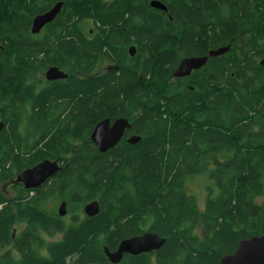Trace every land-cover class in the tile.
Wrapping results in <instances>:
<instances>
[{"label": "trees", "instance_id": "16d2710c", "mask_svg": "<svg viewBox=\"0 0 264 264\" xmlns=\"http://www.w3.org/2000/svg\"><path fill=\"white\" fill-rule=\"evenodd\" d=\"M35 1L0 0V46H5L0 49V96L3 95L7 104L23 102L31 95L29 91L23 96L19 89L16 95L10 96L20 71L12 68L10 56L4 51L12 48L14 42L10 36L16 33L20 47L18 61L40 58L24 37L28 14L35 8ZM136 1L122 0L105 19L116 24L136 17L147 19L150 51L167 44L176 45L180 31L186 50L193 51L194 45L206 47L204 39L208 30L202 25L201 31L192 27L189 21L192 8L186 1H179L176 7L182 5L183 8L176 9L175 14L173 7L175 23H169L165 16L157 23L142 6H135ZM195 1L202 7L203 14L211 12L219 18L216 24L222 35L217 36L213 29L210 45L223 40L239 46L245 43L244 39L253 38L251 48L258 47L257 36L264 37V0H222L230 7L227 20H221L213 0ZM92 11L103 16L99 0L74 4L70 20L91 15ZM256 21H260L259 28L254 24ZM136 27L131 25L132 30ZM72 30L69 29L70 39L66 42L68 54L83 52L81 56L93 59L96 55L91 49H79ZM243 45L248 48L247 43ZM229 53L223 61L224 68L220 70L224 58L215 59L211 77L205 76L202 80L203 92L209 91L210 84L215 87L212 95L204 97L200 95L202 92H185L181 97L174 95L161 100L159 95L164 86L146 88L137 74L127 70H122L120 76L113 73L110 77L76 83L65 91H54L52 94L56 97L59 94L69 97L72 90L80 106L84 104V113L74 119L78 120L74 126L63 132L64 120L48 124L47 133L61 130L43 145L45 136L35 141L36 152L32 155L37 161L55 160L70 151L72 156L66 158L57 178L51 183L52 179H48L35 189L29 201H23L28 192L11 198L0 193V251L9 248L0 255V264H114L104 247L113 251L122 240L146 231L158 233L167 242L153 253L126 254L117 264H220L224 256L235 252L241 240L261 235L264 200H258L264 198V66L255 64L254 59L264 55H242L241 60V55H236L235 51ZM165 59L170 62L166 63ZM173 60L174 55H160L159 64L150 63L149 68L163 78L167 74L165 65ZM223 79L227 80L226 89L221 88ZM140 91L150 97L142 106L137 95ZM51 99L50 93L34 99L35 107L43 116L41 104ZM71 99L69 97L70 105ZM196 103L199 108L195 109ZM140 110L143 114L133 118ZM106 117L113 121L118 117L132 121L133 128L142 136L141 142L128 145L122 140L115 149L101 153L91 133L93 126ZM83 130L86 136L81 140L63 139L66 134ZM10 131L15 136L11 138L10 159L18 161L24 157L19 156L21 142L16 124L11 125ZM215 147H225L227 153H204ZM1 158L0 155V162ZM210 160L222 163L216 170H209L206 167ZM12 177L11 171L4 177L0 174V186ZM197 178L214 184L204 203L187 192V182ZM63 200L69 201L68 215H72L69 223L57 212ZM92 200L100 202L101 210L98 215L89 217L83 208ZM21 224L25 227L14 235Z\"/></svg>", "mask_w": 264, "mask_h": 264}, {"label": "flooded vegetation", "instance_id": "af4514ba", "mask_svg": "<svg viewBox=\"0 0 264 264\" xmlns=\"http://www.w3.org/2000/svg\"><path fill=\"white\" fill-rule=\"evenodd\" d=\"M84 1L86 0H36L35 8L28 14L27 35L24 37L30 41V48L33 49L34 54H40V58L33 59L29 62L26 60L18 61L20 47L18 35L16 33L10 36L14 42L12 48H7L4 51V53L10 56L12 68L20 71L19 79L12 87L10 96L16 95L19 89L23 96L31 91V95L23 102L13 101V103L7 104L3 99V95L0 96V121L4 124L0 134V155L2 156L0 174L4 177L9 171L13 172V177L6 182L3 181L0 187L5 193L13 194L14 197L18 196L21 192H28V197L23 201H29L32 196H34L35 189H27L24 184L16 182L18 176L25 170L33 168L44 160H50L42 159L37 161L38 159H35L36 156L32 155L36 152V149L33 148L35 141L43 140L42 138L45 136V141L41 143V145H43L50 140L55 132L61 130V128L54 129L52 133H47L46 126H48V124H58L60 120H64L63 132L64 129H69L74 126V124L78 122V120L74 119H78V117L84 113V104L80 106L79 100L75 98L76 96L72 90H69V97L72 98L71 105L69 97L62 94L56 97V95L52 94L54 91L58 89L65 91V89L74 87L76 83H84V81H88L92 78L102 79L110 77L113 73H117V75L120 76L122 70H127L133 74H137L138 80L144 82L146 88L156 87L158 89L164 86L165 89L161 91L163 92L162 95H159L161 100L174 95H179L181 97L185 92H202L200 95L204 97L205 94L212 95L213 88H215L210 84L208 86L209 91L206 90L203 92L205 86L204 82L202 83L205 76L211 77L210 72L215 59L224 58L221 62V70L225 66V62L223 61L228 58L227 55H230V50L235 51L236 55H241L239 57H242V55H264V37L261 38L260 34L257 36L258 47L254 49L251 48L250 45V41H252L253 38L244 39L243 42L245 43L241 42L239 46L232 42L224 43L223 40L215 42L216 45H210V35L213 29L216 31L217 36L222 35L220 26L216 24L219 18L214 16L211 12L203 14L202 7H199L198 2L195 0H184L189 3L188 7L192 8L189 21L192 27H195L198 31H201L200 25H202L203 29L206 28L208 32L204 39V41H207L206 47L205 45L203 47L194 45L193 51L186 50L187 47L183 44L182 31L178 34L179 38L176 45L167 44L158 48L157 50L159 51H150L147 46L150 41V38L147 37V30L149 29L147 25L150 23L147 19L136 17L134 20H125L118 24L112 20L105 19V16H109L114 12V6L122 0H99L103 6V16H97L92 11L91 15L77 18L76 20H70V14L72 13L74 4L80 5ZM179 1L182 0H137L135 6H142L147 13L154 16L157 23H159L164 16L169 23H175L173 7L175 8L174 14L176 13V9L180 8L181 10L183 8L182 5L176 7ZM213 1L216 4L215 6H217L216 10L219 9L221 20H227V18L230 17L229 5L222 2V0ZM57 5H60V11L56 14L54 19L45 24L38 33H34L32 31V26L35 18L49 13ZM163 7L166 9H163ZM197 8L198 12L202 13V16H200L198 12L196 13ZM129 17L130 15L127 13L126 19ZM132 24L137 26L133 30L131 29ZM139 24L141 25L140 28L138 27ZM254 24L258 28L261 26L260 21H256ZM70 28L73 29V39L75 38L79 41V49L82 51L91 49L92 54L96 55L93 59L90 60L88 57L81 56L84 55L83 52L81 55L68 54V44L66 42L70 39V37H68ZM152 32H156L155 26L152 27ZM7 41L4 42L6 46L8 45ZM85 42L90 44L85 45ZM246 43L248 48H244L243 44ZM4 47L5 46H0V49L3 50ZM226 47H229L227 52L217 54L220 56H211L212 52L219 51ZM11 53H14V55H11ZM160 55H174V60L171 61L170 64L165 65L164 71L167 74L163 78L158 77V73L156 71L151 72L149 68L150 63L159 64ZM191 58L197 60L196 66L192 68L190 74L181 77L174 76L184 59ZM204 58H206L205 61H203ZM241 60H243V57ZM164 61L166 63L170 62L169 59H165ZM254 61L255 64L264 66V57L256 58ZM52 68H57L61 72L54 75V77H58L55 80H49L47 77L48 71ZM220 70L217 69L216 73L218 74ZM144 75H146V77ZM214 77L216 80L218 79L216 76ZM226 87L227 80H221V88L226 89ZM43 93H50L52 97V99L47 101L44 105L41 104V107L44 109V116L42 111L35 107L34 103V99ZM223 94L225 95V92ZM137 95L141 106L150 99L147 92L140 91ZM80 97L83 96L80 94ZM209 98L212 99V97ZM226 104L225 102L224 105L226 106ZM76 105L78 106L77 108ZM196 108H199V103H196L195 109ZM142 114L143 110H140L138 113L133 114L132 117L135 118ZM42 118L43 120L41 121ZM16 119L18 120L15 121ZM130 122L131 127L127 130L126 137L123 139L125 141L127 137L129 138L133 135L141 136L137 134L138 131L136 128H133V122ZM97 123L93 126L92 132ZM13 124H16L18 140L21 142L19 156L24 157L18 158V161L17 159L15 161L10 159L12 154L10 150L11 138H15L12 131H10L11 125ZM85 136L86 132L83 130L80 133L71 132L66 134L63 139L78 141ZM204 153L221 155L227 153V148L215 147L213 149L204 150ZM70 156H72L71 151L65 154L64 157L59 156L51 161L58 162L62 167L66 162V158ZM220 163H222L221 160H210L206 168L209 170H216ZM22 167H24V169L21 170ZM58 173L49 178V180L52 179L50 183L57 178Z\"/></svg>", "mask_w": 264, "mask_h": 264}, {"label": "water", "instance_id": "95a60500", "mask_svg": "<svg viewBox=\"0 0 264 264\" xmlns=\"http://www.w3.org/2000/svg\"><path fill=\"white\" fill-rule=\"evenodd\" d=\"M163 9H166L163 7ZM60 11V5L55 9L35 18L32 26V31L38 33L48 22L54 19ZM229 47L212 52L211 56H220L217 54L227 52ZM197 59H184L174 76H187L192 68L196 66ZM206 58L203 59L205 61ZM61 73L57 68H52L48 71L47 77L49 80H55V74ZM4 124L0 121V134ZM131 127V122L127 118H117L112 121L110 118L101 120L94 128L91 139L98 147L101 153H106L115 149L120 142L126 137L127 130ZM142 140L141 136L133 135L126 138L128 145H136ZM63 167L56 161L44 160L33 168L22 172L16 182H21L27 189H36L41 187L49 178L54 176ZM101 204L98 200H92L85 204L83 211L89 217H94L99 214ZM68 202L63 201L58 207L60 217L68 215ZM16 230L14 231V235ZM167 242V239L155 232L146 231L145 233L133 236L122 240L115 250H110L105 246L104 251L109 260L114 263H120L126 254L141 255L144 253H153L159 251ZM220 264H264V229L261 235H256L250 239H243L239 242L236 250L232 254L224 256Z\"/></svg>", "mask_w": 264, "mask_h": 264}, {"label": "rangeland", "instance_id": "374dc122", "mask_svg": "<svg viewBox=\"0 0 264 264\" xmlns=\"http://www.w3.org/2000/svg\"><path fill=\"white\" fill-rule=\"evenodd\" d=\"M55 9V8H54ZM166 104V103H165ZM164 104V105H165ZM198 117H200L201 115L198 114ZM206 178V177H205ZM21 183V182H20ZM212 188H214V184L212 182H209V180L204 179V178H197L195 180L189 181L187 182V192H189L190 194H193L195 196L198 197V200L201 203H204L207 193L209 192V190H211ZM0 193L5 194L7 197L11 198L14 197L13 194H7L5 193V191L0 187ZM264 198H260L258 201L259 202H263ZM69 202V201H68ZM59 207V205H58ZM57 212H58V208H57ZM71 217L72 215H67L64 220L66 223H69L71 221ZM17 231H20L21 228L25 227L24 224H21L20 226H17ZM45 237V235H42ZM46 238V237H45ZM7 250L9 248H6ZM6 249L0 251V255L6 251Z\"/></svg>", "mask_w": 264, "mask_h": 264}, {"label": "bare ground", "instance_id": "6f19581e", "mask_svg": "<svg viewBox=\"0 0 264 264\" xmlns=\"http://www.w3.org/2000/svg\"><path fill=\"white\" fill-rule=\"evenodd\" d=\"M76 185V184H75Z\"/></svg>", "mask_w": 264, "mask_h": 264}]
</instances>
